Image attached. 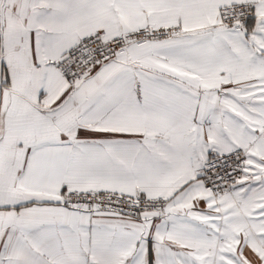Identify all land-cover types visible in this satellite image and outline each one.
<instances>
[{
    "label": "snow or ice",
    "instance_id": "6c2138e0",
    "mask_svg": "<svg viewBox=\"0 0 264 264\" xmlns=\"http://www.w3.org/2000/svg\"><path fill=\"white\" fill-rule=\"evenodd\" d=\"M0 264H264V0H0Z\"/></svg>",
    "mask_w": 264,
    "mask_h": 264
}]
</instances>
